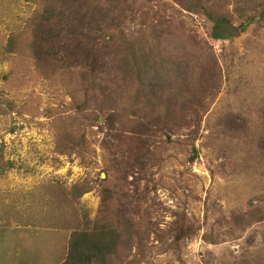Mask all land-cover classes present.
<instances>
[{
	"label": "rangeland",
	"instance_id": "rangeland-1",
	"mask_svg": "<svg viewBox=\"0 0 264 264\" xmlns=\"http://www.w3.org/2000/svg\"><path fill=\"white\" fill-rule=\"evenodd\" d=\"M209 1L215 8L224 4L230 23L214 35L213 23L202 15L171 0L149 2L169 21L160 36L164 53L184 62L194 90L205 70L210 94L204 111L199 109L197 157L185 163L189 130H176L162 151L168 157L162 171L154 170L148 181L128 178L130 193L136 184L143 192L137 205L148 210L152 228L142 214L141 250L125 249L124 264H264V21H256L251 7L236 13L242 0ZM36 7L34 0H0V264H63L71 232L80 230L84 214L92 219L97 213L103 168L113 164L99 147L103 136L95 135L94 122L85 145H78L74 127L89 124L85 116L96 105L77 114L80 98L69 95L76 96L72 84H63V73L75 77L103 52L91 53L86 39L72 38L56 55L63 61L54 60L60 72L42 75L29 34L21 33ZM148 17L143 7L140 17L125 20L124 29L131 32ZM248 18L253 21L239 31ZM13 33L22 41L11 59L3 51ZM63 124L70 134H63ZM122 173L117 167L111 179L121 185ZM85 179L93 180L92 190L74 198L71 188ZM179 227H189L192 235L177 248L171 237ZM152 229L169 233L156 240Z\"/></svg>",
	"mask_w": 264,
	"mask_h": 264
},
{
	"label": "trees",
	"instance_id": "trees-1",
	"mask_svg": "<svg viewBox=\"0 0 264 264\" xmlns=\"http://www.w3.org/2000/svg\"><path fill=\"white\" fill-rule=\"evenodd\" d=\"M171 1L183 10L202 15L212 22V35L222 25L230 24L222 11L224 4L215 8L209 0ZM34 2L37 7L27 17L26 27L21 33L29 34L33 58L42 70V75L60 72L55 61L63 60L56 55L62 54L60 50L72 38L77 41L86 39L91 53L103 52L100 60L95 63L89 57L88 68L75 77L70 72L63 73V84L65 80L66 83L69 82L68 86L72 84V90L76 94L69 95L80 98L74 104L77 114L83 116L88 106L96 105L85 116L90 123L81 122V127L80 124L74 127L80 133L76 137L79 139L78 145H85L89 128L93 126L91 122H94L99 129L95 135L103 136L99 147L103 148L106 156L113 162L103 168L106 178L100 181L98 187L97 213L92 219L84 214L85 221L83 220L80 230L71 232L69 252L63 264H124L128 260L125 249L135 247L139 252L141 250V237L138 233L143 225L142 214L146 226L152 228L144 215L148 210H142L137 205L143 192L137 190L136 184L130 193L127 180L136 175L139 176V181H148V175H152L154 170L162 171L168 160L162 151H166L165 147L172 144L176 130H189L190 149L186 151L185 163H191V157H197L194 140L199 133V109L204 111V101L210 94L209 77L205 78L206 71L200 70L203 84L200 89L194 90L184 62L175 61L164 53L160 36L166 32L164 29L169 21L158 9L153 10L149 6L150 0ZM143 7L148 8V19H139L138 25L131 32L126 31L125 20L129 23L140 17ZM250 7L257 17L256 21L263 22L264 0H260L258 4L252 0H242L234 11L244 14ZM251 21L253 18L245 20L239 26V31H244ZM19 34L13 33L9 37L3 56L12 59L14 54L20 53L16 48L22 41ZM216 38L223 39L222 35ZM189 114L192 115L188 116ZM69 129L63 124V134H70ZM117 167L123 171L121 185L116 179H111ZM163 181L159 176L156 180L159 183L156 185L161 186ZM92 182L91 179H85L75 184L71 188L74 198L78 199L91 191ZM153 184L156 186L154 182ZM147 187L149 188L148 184ZM149 231L156 240L169 233H158V230L154 232L153 229ZM190 231L189 227H179L177 233L167 237H171L173 245L177 247L192 235L189 236Z\"/></svg>",
	"mask_w": 264,
	"mask_h": 264
},
{
	"label": "water",
	"instance_id": "water-1",
	"mask_svg": "<svg viewBox=\"0 0 264 264\" xmlns=\"http://www.w3.org/2000/svg\"><path fill=\"white\" fill-rule=\"evenodd\" d=\"M100 122H101V119H100ZM103 176V175H102Z\"/></svg>",
	"mask_w": 264,
	"mask_h": 264
}]
</instances>
